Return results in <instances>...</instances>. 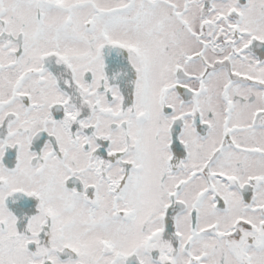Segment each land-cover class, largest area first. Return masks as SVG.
<instances>
[{"label":"snow or ice","instance_id":"snow-or-ice-1","mask_svg":"<svg viewBox=\"0 0 264 264\" xmlns=\"http://www.w3.org/2000/svg\"><path fill=\"white\" fill-rule=\"evenodd\" d=\"M0 264H264V0H0Z\"/></svg>","mask_w":264,"mask_h":264}]
</instances>
